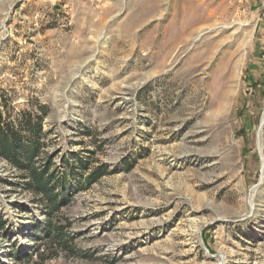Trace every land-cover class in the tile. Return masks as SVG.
Wrapping results in <instances>:
<instances>
[{
    "label": "rangeland",
    "instance_id": "374dc122",
    "mask_svg": "<svg viewBox=\"0 0 264 264\" xmlns=\"http://www.w3.org/2000/svg\"><path fill=\"white\" fill-rule=\"evenodd\" d=\"M263 112L264 0H0V264H264Z\"/></svg>",
    "mask_w": 264,
    "mask_h": 264
},
{
    "label": "trees",
    "instance_id": "16d2710c",
    "mask_svg": "<svg viewBox=\"0 0 264 264\" xmlns=\"http://www.w3.org/2000/svg\"><path fill=\"white\" fill-rule=\"evenodd\" d=\"M14 147L8 143L5 142L3 143L2 146H0V152L2 153V155H4L6 158L10 159L11 162H13L14 164H16L19 167H26L28 168V173L32 174L35 176V178H32L31 183L33 184V186H35L36 189H43L44 191H47V196H48V201L50 199V201L52 203H54V207L56 209H60V203H64V201H61L57 195H53L52 192H54L53 189H49V184L50 181L49 179H44L40 184L38 182L41 181V178H43L45 176V174L47 173L48 168H44L43 170L37 171L36 168L32 167L29 164H24V162L22 161V157L17 155L19 153V149H13ZM5 150H8V152H5ZM14 150V151H12ZM11 151V152H9ZM18 151V153H17ZM35 153V150H33L32 155ZM31 155V156H32ZM99 172V173H98ZM102 174V172L100 171V169L98 168L96 171L93 172L92 174V178H94L95 176H98ZM47 206V205H46ZM45 224V233L48 234L49 236H51V234H53L54 238L60 239L62 241L63 236H64V226L66 225H62L56 228V230L53 231V233H51V221L47 218L44 222ZM61 247L63 248H68V245H61ZM67 250V249H66ZM73 251V250H72ZM19 258H22V256L19 255Z\"/></svg>",
    "mask_w": 264,
    "mask_h": 264
},
{
    "label": "bare ground",
    "instance_id": "6f19581e",
    "mask_svg": "<svg viewBox=\"0 0 264 264\" xmlns=\"http://www.w3.org/2000/svg\"><path fill=\"white\" fill-rule=\"evenodd\" d=\"M264 123V112H263V117H262V121H261V126L263 125Z\"/></svg>",
    "mask_w": 264,
    "mask_h": 264
}]
</instances>
